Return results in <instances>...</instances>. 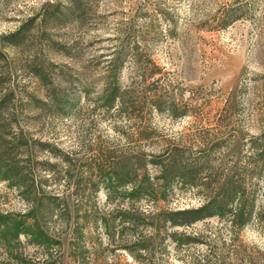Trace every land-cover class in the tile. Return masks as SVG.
Instances as JSON below:
<instances>
[{"label":"rangeland","instance_id":"obj_1","mask_svg":"<svg viewBox=\"0 0 264 264\" xmlns=\"http://www.w3.org/2000/svg\"><path fill=\"white\" fill-rule=\"evenodd\" d=\"M113 53L127 112L99 102ZM260 146L264 0H0V215L15 217L0 218V260H35L41 246L12 227L36 206L59 264H264ZM166 148L194 184L128 195L142 176L155 187ZM225 174L249 209L242 226L164 221Z\"/></svg>","mask_w":264,"mask_h":264},{"label":"trees","instance_id":"obj_2","mask_svg":"<svg viewBox=\"0 0 264 264\" xmlns=\"http://www.w3.org/2000/svg\"><path fill=\"white\" fill-rule=\"evenodd\" d=\"M238 7H235L233 10L224 9L223 13L219 19V24L224 25L230 22L235 16V10H238ZM18 33V31H14L9 34L8 37L14 36ZM14 43V41H12ZM119 53H113L112 59L109 61L108 70L106 71V83L100 93L99 102L102 107L106 111L117 108V110L122 109L124 112H127L129 106L128 101V91H120L116 84V71L119 67ZM134 104V101L130 103ZM155 104V103H154ZM155 106H158L155 105ZM170 108V112H174L171 105H167ZM186 112V111H185ZM185 112L183 114H185ZM259 152L263 150L264 146H260L257 149ZM164 154L159 156L157 164V170L159 174L158 181L155 183V187L152 186V183L146 181V178L142 176L140 179L134 181V183H139L144 187L132 185L131 190L128 192V195L133 196L135 194L141 193L146 195L147 197L155 198L156 196L164 195L165 190L169 187V184L175 179L182 183L194 184L195 179L198 174L197 169L190 168L187 170L183 166H176V159L174 149H165ZM259 156H262L260 153ZM158 158V157H153ZM124 177L128 178L127 175ZM148 180V179H147ZM218 190L207 192V196L200 205L196 207H188L182 209H176L173 211H165L164 221H167L171 226H186L194 223L195 221H200L209 217H222L228 215L230 217V222L233 226H242L249 214V209L246 207L243 201V193L239 190V186L237 182L232 179V176L225 174L223 178L218 181ZM236 198L238 202L232 205L231 202ZM30 214L21 216L17 224H14L12 227L13 235H17L19 228L21 226V234L27 236V239L32 241L35 244L41 246V249H37L38 253L35 254V257L32 261L26 260L24 258L13 257V260L16 258L15 263H9L4 260H0V264H59L57 253V245L58 241L53 239L49 233L46 232L41 227V223L37 218V210L35 206V210L33 208L30 209ZM36 212V214H35ZM22 217H30L33 221L29 224H24V218ZM0 218H8L9 220L15 218L14 216L9 217V215L2 216ZM34 218V219H33ZM41 218V217H40ZM43 224V222H42ZM10 235L11 229H10ZM181 237H184L188 240L189 235L180 234ZM179 235V236H180ZM5 239L7 240V236L4 234ZM192 238V237H191ZM190 239V238H189ZM194 239V237L192 238ZM173 240L175 244L180 243L179 238H175L173 235ZM141 241H144L143 239ZM191 241V240H189ZM36 255H41L36 256ZM40 259V260H39ZM222 257H215L213 262L210 261V257L207 254L206 256L200 258L199 260L192 259L191 264H224L222 261Z\"/></svg>","mask_w":264,"mask_h":264}]
</instances>
